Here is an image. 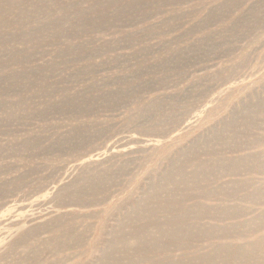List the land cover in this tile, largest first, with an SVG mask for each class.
Returning <instances> with one entry per match:
<instances>
[{
	"label": "rangeland",
	"instance_id": "1",
	"mask_svg": "<svg viewBox=\"0 0 264 264\" xmlns=\"http://www.w3.org/2000/svg\"><path fill=\"white\" fill-rule=\"evenodd\" d=\"M26 1L0 0V261L40 231L18 256L86 264L107 210L264 82V0ZM106 173L96 198L63 192ZM64 216L86 243L44 250Z\"/></svg>",
	"mask_w": 264,
	"mask_h": 264
},
{
	"label": "bare ground",
	"instance_id": "2",
	"mask_svg": "<svg viewBox=\"0 0 264 264\" xmlns=\"http://www.w3.org/2000/svg\"><path fill=\"white\" fill-rule=\"evenodd\" d=\"M259 84L255 89H245L247 95L231 106L228 116L217 119L187 150L169 159L161 172L149 178L148 186L107 210L108 216L101 217L95 229L97 236L86 264H264V82ZM8 103L2 109L9 118L15 109ZM131 170L127 165L120 171L127 175ZM223 174L234 178L225 181ZM109 177L99 174L93 183L87 176L84 186H78L80 179L63 192L96 198L101 193L98 188ZM69 220L64 216L52 225L47 223L46 227L55 226L61 236L44 244V250L55 252L69 243H86L85 234ZM113 220L114 226L110 225ZM39 232L22 235L0 264L9 259L12 264H37L39 249L30 246L27 255L21 257L17 249ZM193 241L208 243L210 251H201Z\"/></svg>",
	"mask_w": 264,
	"mask_h": 264
}]
</instances>
